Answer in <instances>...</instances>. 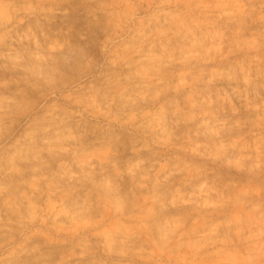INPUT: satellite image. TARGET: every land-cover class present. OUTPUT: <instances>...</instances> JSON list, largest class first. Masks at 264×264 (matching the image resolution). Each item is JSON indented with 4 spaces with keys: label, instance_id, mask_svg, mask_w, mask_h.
<instances>
[{
    "label": "rangeland",
    "instance_id": "obj_1",
    "mask_svg": "<svg viewBox=\"0 0 264 264\" xmlns=\"http://www.w3.org/2000/svg\"><path fill=\"white\" fill-rule=\"evenodd\" d=\"M0 264H264V0H0Z\"/></svg>",
    "mask_w": 264,
    "mask_h": 264
}]
</instances>
